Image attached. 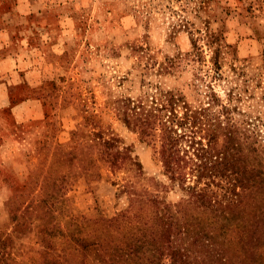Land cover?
<instances>
[{
	"label": "rangeland",
	"instance_id": "obj_1",
	"mask_svg": "<svg viewBox=\"0 0 264 264\" xmlns=\"http://www.w3.org/2000/svg\"><path fill=\"white\" fill-rule=\"evenodd\" d=\"M156 87L233 124L256 194L232 216L264 250V0H0V264H66L69 251L79 264L75 223L94 240L99 217L128 207L111 182L131 173L100 163L101 178L75 174L49 210V163L75 131L116 136L142 165L137 185L168 202L184 196L116 111ZM101 237L85 264H112Z\"/></svg>",
	"mask_w": 264,
	"mask_h": 264
},
{
	"label": "trees",
	"instance_id": "obj_2",
	"mask_svg": "<svg viewBox=\"0 0 264 264\" xmlns=\"http://www.w3.org/2000/svg\"><path fill=\"white\" fill-rule=\"evenodd\" d=\"M207 110L194 107L181 92L159 87L137 98L117 100L119 118L153 145L164 174L183 191L184 196L174 203L149 186L137 185L145 178L142 165L116 136L101 130L75 131L55 151L49 163V210L75 174L89 180L101 178L100 163L111 173L124 169L131 173L122 183L111 182L118 185V193L128 195L129 205L114 216L99 217L105 224L102 237L92 234L91 240L75 223L68 247L74 253L75 246L81 250L79 264H85L83 250L96 243L97 237H101L97 242L104 259L112 264H260L264 250L256 244L254 230L232 216L235 210H244L249 196L256 194H250L254 183L244 175L248 156L239 147L233 124L212 120ZM66 166L78 171L64 170ZM71 255L69 251L64 262L77 264Z\"/></svg>",
	"mask_w": 264,
	"mask_h": 264
}]
</instances>
